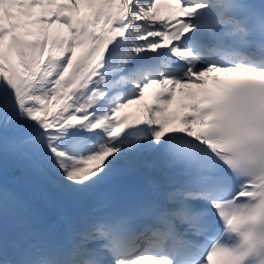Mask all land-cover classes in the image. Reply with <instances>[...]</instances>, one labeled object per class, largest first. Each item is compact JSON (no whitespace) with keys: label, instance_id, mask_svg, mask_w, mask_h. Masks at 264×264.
I'll return each mask as SVG.
<instances>
[{"label":"snow or ice","instance_id":"obj_1","mask_svg":"<svg viewBox=\"0 0 264 264\" xmlns=\"http://www.w3.org/2000/svg\"><path fill=\"white\" fill-rule=\"evenodd\" d=\"M190 84L200 104L167 131ZM152 85L170 89L119 115ZM10 158L60 224L33 230L0 182V264H264V0H0V176Z\"/></svg>","mask_w":264,"mask_h":264},{"label":"bare ground","instance_id":"obj_2","mask_svg":"<svg viewBox=\"0 0 264 264\" xmlns=\"http://www.w3.org/2000/svg\"><path fill=\"white\" fill-rule=\"evenodd\" d=\"M40 9H32V19L34 20L40 13ZM85 9L83 6H81V12L80 16L83 17L85 15ZM172 13L171 10L166 7L164 4L158 5L157 8V21H165L166 20V13ZM31 27L33 31H36L38 28L43 27L42 25H34L31 24L29 21V27L27 29H24L22 31H31ZM53 31V33H56L57 35H64L66 33V29H63L60 27L59 24H53L51 28H49ZM30 37V36H29ZM29 37H25L26 39H29ZM165 43H168L165 41ZM215 74V73H213ZM211 74V75H213ZM196 85L190 84L189 89L185 93L180 92V89L178 86L175 88V91L172 94V105H176L178 107V110H183L184 108H190L192 103L194 102V98L196 95ZM164 92L165 95H167L168 88L167 89H162L160 88L159 85H152L148 89L145 90V94L148 97V103L146 105L142 104L141 99L137 101L138 105L132 106L133 104L129 105L127 108L123 109L121 113L119 114L121 117H129V120L131 121L134 116L135 109L139 107H145L149 106V100L151 97H155L156 92ZM141 101V102H140ZM180 101V102H179ZM136 103V102H135ZM57 109V108H56ZM127 109V110H126ZM170 114L169 110L167 111V116ZM171 127L172 126H178L181 125V120L180 121H171L169 124ZM170 127V128H171ZM167 128V129H170ZM166 129V130H167ZM4 178L9 179L10 182H14L19 188H21L28 196L31 198L35 203H38L42 208H43V220L41 222V227L44 229H54L55 226L60 224V217L58 214L55 212L54 209H52L45 199H43L42 193L47 192L48 196L50 199H60L61 197L59 194L50 186H44L42 190L35 189L31 187L28 183V181L24 178L22 172L19 169H16L12 166L11 164V158L9 161V166H8V171L6 176H2V180H5ZM6 181V180H5ZM88 204L86 201H80V202H65L64 206V212L67 216L72 217L78 214L81 211L87 210ZM58 238V236H57Z\"/></svg>","mask_w":264,"mask_h":264},{"label":"rangeland","instance_id":"obj_3","mask_svg":"<svg viewBox=\"0 0 264 264\" xmlns=\"http://www.w3.org/2000/svg\"><path fill=\"white\" fill-rule=\"evenodd\" d=\"M31 31H33L32 30V27H31ZM34 32V31H33ZM49 33L51 34V35H57L56 33H53V31L51 30V29H49ZM33 37H29V39H32ZM177 87V86H176ZM189 87H190V85H188V86H186V87H184V88H181L180 86H178V88L180 89V92L181 93H184L183 91H185V93L187 92V90L189 89ZM168 88V90L170 89V86H166L164 89H167ZM175 91V90H174ZM157 93H160L159 91L157 92ZM157 93H156V97H157ZM172 97L173 96H171L170 97V99H171V103L170 104H168L167 105V109H168V107L172 104V102H173V100H172ZM141 101H142V104H144V105H146L147 104V96H146V94L144 95V97L141 99ZM140 101V102H141ZM180 102V101H179ZM133 104H138L137 102L136 103H133ZM58 109H56L55 107L54 108H52V111L53 112H55V111H57ZM52 188V187H51Z\"/></svg>","mask_w":264,"mask_h":264}]
</instances>
